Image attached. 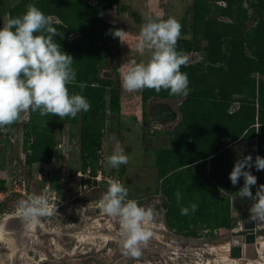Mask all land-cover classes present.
Returning a JSON list of instances; mask_svg holds the SVG:
<instances>
[{"label": "trees", "instance_id": "1", "mask_svg": "<svg viewBox=\"0 0 264 264\" xmlns=\"http://www.w3.org/2000/svg\"><path fill=\"white\" fill-rule=\"evenodd\" d=\"M28 4L51 17L52 26L61 33L63 38L55 39L73 57L76 72L77 83L68 85L69 92L83 95L91 109L76 118L31 112L21 121L22 142L16 139L15 145L23 149L27 166L50 164L60 144L52 132L54 124L58 128L79 124L81 170L89 169L94 177L105 142L106 114L112 122H120L119 67H113L114 80L100 72L118 52L119 38L108 33L120 28L107 23L105 15L111 9L119 14L121 0H20L7 11L8 19L23 14ZM176 49L201 58L181 66L189 80L187 97L163 89L145 88L140 93L145 109L152 98L170 99L178 102L181 115L168 133L172 148L154 152L164 220L169 229L177 228L187 237H195L191 227L201 221L203 230L209 231L206 236L214 237L216 229L236 227L226 197L228 191L238 192L230 187V147L256 140V156H264V0H193L192 36L179 38ZM80 83L87 85L82 91ZM18 127L16 121L0 128V140L4 131L17 132ZM256 177L257 186L264 185V171H256ZM3 184L1 180L0 189ZM191 204L197 205L195 212ZM213 206L217 213H206ZM183 207L189 208L187 215L181 214Z\"/></svg>", "mask_w": 264, "mask_h": 264}, {"label": "rangeland", "instance_id": "2", "mask_svg": "<svg viewBox=\"0 0 264 264\" xmlns=\"http://www.w3.org/2000/svg\"><path fill=\"white\" fill-rule=\"evenodd\" d=\"M18 1L0 0V20L3 25L8 20L7 11ZM192 9L193 0H121L120 13L111 9L105 20L107 23L117 22V26L127 35L123 42L118 41L117 54L108 58L100 76L114 80V66L120 68L122 63L133 59L137 62L147 61L150 53H140L136 46L141 25L149 18L166 20L170 16L174 17L182 25L180 38H191ZM200 59L198 54L191 53L187 56L186 64ZM119 84L120 122H112L113 117L107 113L105 135L118 131L119 143L129 157V162L113 168L106 160L102 167L104 173H110L128 189L127 199L136 200L139 206L152 210L153 219L148 225L152 235L146 245H140V255L133 257L126 253L118 235V219L109 217L98 206L108 186H93L89 183L86 188L83 187V179L78 176V172H83L79 153L80 125L62 124L58 128L54 124L52 132L57 135L61 146L53 150L52 162L27 166L24 164L23 149L15 145L16 139L21 142L23 137L20 127L24 114L21 113L17 132L4 131L0 140V181L4 183L0 189V264H165L164 258L171 260L172 264H264V222L259 220H255L259 234L255 236L256 251L252 260L232 259L229 250L231 241L215 245L180 243V238H210L206 236L209 231L203 230L204 223L201 221L191 227L196 232L195 237H187L177 228L172 230L167 227L154 152L172 148V137L168 133L173 127L154 128L145 115L141 90H124L120 71ZM112 151L113 147L105 138L98 158H106ZM247 155L255 159L256 140L231 146L230 172L236 160ZM96 167L99 168L98 165ZM251 172L256 176L255 168ZM13 176L26 181L29 186L27 196L10 192ZM242 186L243 178L236 186L230 182L231 189L239 191ZM44 187H48L50 194L44 191ZM252 190L255 191V186ZM4 191L6 194H3ZM41 194L47 197L49 214L38 217L39 223L31 224L25 220L19 202ZM226 197L229 198V214L236 227L232 230L216 229L214 238L240 230L241 215L249 211L251 201L248 199H241L238 193L229 191ZM212 211L216 212L214 206L206 213Z\"/></svg>", "mask_w": 264, "mask_h": 264}, {"label": "clouds", "instance_id": "3", "mask_svg": "<svg viewBox=\"0 0 264 264\" xmlns=\"http://www.w3.org/2000/svg\"><path fill=\"white\" fill-rule=\"evenodd\" d=\"M182 25L174 17L166 20L149 18L141 25L137 50L150 53L146 62L135 59L122 63L121 87L134 92L153 89L156 92L169 90L173 96L187 97L189 80L181 66L187 62V55L177 51ZM113 38L123 42L127 33L123 29L109 30ZM61 33L52 26L51 17L46 16L33 4L14 18H9L0 28V128L12 125L21 119L29 118L31 112L40 116L51 114L59 118H76L80 112L91 109L87 99L79 93H70L68 85H76V72L72 65L73 57L61 49L55 37ZM63 38V37H61ZM81 91L87 87L80 83ZM108 164L117 168L126 165L129 157L117 141L110 156L105 158ZM264 171V158L251 155L237 159L229 180L233 186L243 178L239 189L241 199L251 201L250 219L264 222V185L257 186V177L251 169ZM107 191L98 201V206L109 217L118 219L119 237L127 254L140 255V245H146L152 232L148 225L153 219L151 209L138 205L136 200L127 199L128 189L116 179L107 180ZM256 187L255 194L252 188ZM177 200L181 198L176 193ZM24 218L31 224L39 223L38 217L49 214V204L45 194L29 196L19 202ZM190 208L196 211L197 205ZM188 207L181 208V214L187 215Z\"/></svg>", "mask_w": 264, "mask_h": 264}, {"label": "water", "instance_id": "4", "mask_svg": "<svg viewBox=\"0 0 264 264\" xmlns=\"http://www.w3.org/2000/svg\"><path fill=\"white\" fill-rule=\"evenodd\" d=\"M107 15H105V17H107ZM108 22V21H107ZM112 25H118L117 22H110L109 24ZM146 116L147 119L150 123L154 124V128L157 130L160 129H168L171 127H174L181 119V115L180 112L178 110V104L177 102L170 100V99H160V98H152L148 103H147V107H146ZM106 141L109 143V145L111 147H113L114 143H116L117 141L119 142V136L116 133L110 132V133H106L105 135ZM246 215H249L250 218V213L249 211H245L242 215H241V224L240 227L242 225V228L247 227L245 225V219ZM251 220V219H250ZM250 230L248 232H250V237L246 238V243L249 244V246L246 248V257L247 258H254L255 256V236L257 234H259V231H257L256 229V225H255V221L251 220V225H250ZM235 234V232L231 231L230 234L228 235H224L223 237H219V238H214V237H210V238H180L181 242L183 244L186 245H199V244H203V243H218L220 241H227L229 240L231 237H233ZM179 238V237H178ZM231 245H232V251L230 256L232 258H238L239 257V253L238 251L234 252V245H237L234 243V239L231 238ZM164 263L165 264H172L171 261H169L168 259L164 258Z\"/></svg>", "mask_w": 264, "mask_h": 264}, {"label": "built area", "instance_id": "5", "mask_svg": "<svg viewBox=\"0 0 264 264\" xmlns=\"http://www.w3.org/2000/svg\"><path fill=\"white\" fill-rule=\"evenodd\" d=\"M20 141L22 142V140L20 139ZM60 144L58 145V148H60ZM106 159L105 158H99L98 159V166L99 168L97 169L96 175L94 177L90 176V170L87 169L85 172H78V176H80L85 182L88 179L94 180L97 183H103V184H107V180L108 179H116L114 178L110 173H104L103 172V165L105 164ZM118 180V179H116ZM11 191L12 193L19 195V196H27L28 192H29V186L28 184H26V181L24 179H19L16 176L12 177L11 180ZM88 186L87 183L83 184V187L86 188ZM44 191L48 193V187H44ZM3 194H6V191L3 192ZM50 194V193H48ZM1 195V193H0Z\"/></svg>", "mask_w": 264, "mask_h": 264}, {"label": "bare ground", "instance_id": "6", "mask_svg": "<svg viewBox=\"0 0 264 264\" xmlns=\"http://www.w3.org/2000/svg\"><path fill=\"white\" fill-rule=\"evenodd\" d=\"M246 216H248V217H246V219H245V225L247 226V227H241V229L240 230H238V231H234L235 233H237V234H235L233 237H231V238H233L234 239V243L235 244H237V245H234V252H236V251H238V253L240 254L239 255V257L238 258H232L231 256V258L232 259H237V260H241V259H246V260H252V258H247L246 257V248L249 246V244H247L246 243V238L247 237H250V236H248V235H250V232H248L249 230H250V225H251V220H250V218H249V215H246ZM231 238L229 239V240H227V241H220V242H218V243H203L202 245H208V244H213V245H215V244H222V243H229L230 242V240H231ZM255 240V239H254ZM254 244H255V242H254ZM229 250L230 251H232V245H231V243H230V248H229ZM254 251H256V250H254ZM171 261V260H170Z\"/></svg>", "mask_w": 264, "mask_h": 264}, {"label": "crops", "instance_id": "7", "mask_svg": "<svg viewBox=\"0 0 264 264\" xmlns=\"http://www.w3.org/2000/svg\"><path fill=\"white\" fill-rule=\"evenodd\" d=\"M107 15V14H106ZM1 21V20H0ZM3 27V22L1 21V28ZM121 104H122V107H123V103H122V99H121Z\"/></svg>", "mask_w": 264, "mask_h": 264}]
</instances>
